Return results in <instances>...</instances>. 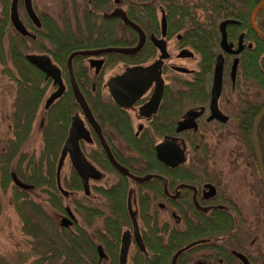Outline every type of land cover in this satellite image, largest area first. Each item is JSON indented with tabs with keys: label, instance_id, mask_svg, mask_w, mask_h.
<instances>
[{
	"label": "flooded vegetation",
	"instance_id": "flooded-vegetation-1",
	"mask_svg": "<svg viewBox=\"0 0 264 264\" xmlns=\"http://www.w3.org/2000/svg\"><path fill=\"white\" fill-rule=\"evenodd\" d=\"M79 1L70 0L71 15L60 25L48 13H41L36 0H31L41 23L38 27L27 13L25 0H17V14L30 33L23 35L11 20L13 0H0V61L4 63L0 64V108L7 104L6 111L0 109L6 130L0 141V155L5 157L0 172L10 174L8 187H17L13 175L28 183L27 175L34 173L32 159L40 172L48 171L45 156V166L40 167L48 140L59 148L52 187L70 202L63 204L64 213L51 215L69 235L70 264H121L124 237L128 244L126 264H264L261 154L259 157L257 151L247 149L251 118L264 104V6L255 15L256 28L251 20L262 0H253L256 5L251 11L249 0H229V16L219 20L212 35L206 72L202 71L201 54L184 39L177 17L197 11L195 0ZM117 10L127 16L131 11L149 13V34L140 26L146 40L136 54L99 52L107 48H133L139 43L138 33L120 17L112 16ZM42 16L58 29L64 26L66 41L79 43L84 46L79 50L89 52L74 57L72 67L97 125L76 102L67 63L64 71L56 62V42L42 51ZM225 20L234 21L226 27L229 51L221 46L220 25ZM156 41H164L166 57H162ZM26 44L33 45V50L26 52ZM29 55L46 57L49 64L60 69L63 91L49 105L47 102L59 84L30 62ZM77 57L80 68L76 71ZM23 60L32 68L26 69ZM219 62L222 85L217 106L225 121L212 118L211 111ZM260 112L254 118L253 128ZM77 118L83 134L79 147L92 166L84 176L75 168L69 151L60 164ZM26 126H30V131ZM35 127L42 136L38 158L24 151ZM230 137L245 144L246 151H215L214 144L227 142ZM160 145L167 146L165 155L175 156L182 149L184 162L173 166L160 161ZM218 154L225 155L226 161L232 160L234 165H246L218 166ZM254 154L258 163L250 167L256 163L252 160ZM111 157L130 175H149V180L138 182L123 174ZM59 166L61 187L67 195L60 191ZM249 179L252 187L249 185L248 189ZM28 184L32 187L27 191H33L35 185ZM257 184L262 187V196L255 188ZM47 188L45 184L38 189ZM111 189L117 193L109 195L107 191ZM79 193H83L85 202L78 199ZM250 195L257 213L248 214L243 208L249 204ZM79 203L82 214L77 213ZM68 209L73 213L71 223L64 221L69 217ZM193 242L198 243L174 259Z\"/></svg>",
	"mask_w": 264,
	"mask_h": 264
},
{
	"label": "trees",
	"instance_id": "trees-1",
	"mask_svg": "<svg viewBox=\"0 0 264 264\" xmlns=\"http://www.w3.org/2000/svg\"><path fill=\"white\" fill-rule=\"evenodd\" d=\"M104 2V0H101ZM107 1V0H105ZM229 0H195L194 7L200 11H192V12H184L177 15L179 21L181 23V28L184 30V39L188 44L194 47L202 57L203 68L202 71L206 72L209 69L210 65V47L211 40L214 29L216 28L217 23L222 18L229 16L228 11ZM256 3L253 0H249V9L250 11L254 8ZM99 6V5H97ZM146 7V6H144ZM188 10V9H187ZM129 18L136 23L137 25L143 27L149 34V13H142L139 11H131L128 14ZM43 17V27L40 31V39H41V48L42 51H46L50 47V43L56 42V62L61 67L62 70L67 71L66 63L67 58L73 51L84 48L83 45L79 43L71 44L66 41V29L63 26L58 29L51 23L48 18ZM252 38V36H251ZM48 42V45L46 42ZM37 42V41H36ZM34 44V42H33ZM26 52L28 50H33L26 44ZM54 47V48H55ZM258 48L256 50V54H258ZM2 56V54H0ZM14 57H18L16 53H14ZM79 58L74 59V68L79 70V65L77 64V60ZM22 63L26 64V69H30V65L26 60H23ZM0 64L3 65V61H0ZM43 76V75H42ZM43 95V94H42ZM74 110L77 108L74 100ZM262 104L260 108L256 111L255 115L252 116L250 125L248 127L249 130V139L247 142V149L250 152H256V147L254 140L252 138V129L255 116L260 112L263 108ZM27 127V126H26ZM30 126L26 128V130L30 131ZM257 139L259 144V151L261 154V161L264 166V114L261 117L259 126L257 128ZM27 156V155H26ZM44 156L48 164L46 165L48 171L46 173H42L39 171V165L37 167L34 159L31 160L30 165L34 170V173L31 175H27L26 180L28 183L34 184L35 189L42 187L43 185H47V189L45 192L48 195V203L51 210L59 213H64V198L63 195L59 193L54 187L55 184V163L59 156V148L56 143H52L50 141H46L42 151V160L40 167L44 165ZM255 157V159L253 158ZM3 155H0V164L4 161ZM252 160L256 161V165L258 163V159L256 155H252ZM260 160V159H259ZM1 167V166H0ZM52 169V170H51ZM10 183V174L1 171L0 172V191L2 194H5L8 191V186ZM14 198L13 204L18 216L22 222V231L30 237V256L34 257V260L29 264H57L61 260L63 264L71 259L70 254V240L69 235L66 233V229L62 231L52 219V212L49 209L43 208V206L37 204L33 201L29 195L27 190L20 189L18 187H14ZM110 195L111 193H117L114 189L107 191ZM118 195V194H117ZM1 199H0V214H1ZM79 211L82 209L81 203L77 205ZM54 214V213H53ZM77 251V250H76ZM76 255H79L77 252ZM28 257H19V259H1L0 264H24Z\"/></svg>",
	"mask_w": 264,
	"mask_h": 264
},
{
	"label": "water",
	"instance_id": "water-1",
	"mask_svg": "<svg viewBox=\"0 0 264 264\" xmlns=\"http://www.w3.org/2000/svg\"><path fill=\"white\" fill-rule=\"evenodd\" d=\"M25 5H26L27 13L30 16V18L32 19V21L35 23L36 26L40 27L41 23L39 21V18L37 17V15L35 14V12L33 10L31 0H25ZM262 6H264V0H262L261 3L259 4V6L254 10L253 15L251 17V20H252V23L254 24V26H255V23H254L255 15H256L257 11ZM112 16L120 17L125 25L129 26L134 31H136L139 35V43L136 47H133V48H107V49L100 50L99 52L100 53L117 52V53H122L125 55L136 54L142 48V46L145 43L146 35H145L144 31L141 29V27L139 25H137L136 23L131 21L128 18L127 14L121 10H117L114 14H112ZM11 20H12V23L14 24L15 28L21 34H23V35H29L30 34L28 32V30L25 28V26L23 25V23L20 21L19 16L17 14V0H13V2H12ZM233 22L234 21H232V20H225L220 25V30L222 33L221 46L223 47V49L225 51H229V45L227 43L226 27L228 24L233 23ZM163 27L165 28V22L163 23ZM255 28H256V26H255ZM156 45L162 50V53H163L162 57H166L167 54L165 51L166 48H165L164 41H156ZM88 53H89L88 51H83V50L73 52L68 58L67 65H68V70H69V73L71 75V79L73 82V91H74L76 102L80 105L81 109L87 115H89L93 124H96L93 117L91 116L88 105H87V103H86V101H85L76 81H75V78L73 75V67H72V60L74 57L87 55ZM27 58L30 62H32L33 64L38 66L42 71L46 72L48 75H50L52 78H54L55 82L59 84V89L57 90V92L55 94H53L49 98V100L47 102V104L49 105L57 97H59L63 91V84L61 83V78H60V69L57 66H53V65L49 64V60L46 57H36L34 55H29ZM221 82H222V62H219L217 67H216L215 79H214V84H213V88H212L211 111H212V118L217 117V118L225 121L226 117H224L223 115H221V113H219L218 106H217V101H218V98H219V95L221 92V85H222ZM263 114H264V108L262 109V111L258 115L256 122H255V125H254V128H253V140H254L255 145L257 146L256 148H257L258 154H259V145H258V140H257V128H258V124L260 123V120H261V117ZM182 125L183 124L180 125V129H182L181 128ZM82 136H83L82 127H81L79 119L77 118L74 120V123L71 126L70 135H69V138H68V140L64 146L60 164L62 165V163H63V158L65 155V152L69 151L71 153L72 161H73L75 168L77 169V171L82 176H84L85 171L88 169L91 170L92 166L86 160V158L84 157V155H83V153L79 147V138H81ZM166 147H167L166 145H160L157 147V158L160 161H163L165 163H169L170 165H173V166L184 162L182 149H179L175 156H171L169 154L165 155L164 148H166ZM168 156H170V157H168ZM174 157H176V158H174ZM259 157H260V154H259ZM111 160L113 161V164L119 169V171H121L123 174L131 176L133 179L137 180L138 182H145V181L149 180V175L144 176V177H136V176L130 175L128 170L126 168H124L123 166L119 165L112 157H111ZM259 167L261 170V178H262L263 186H264V166H263V163L261 160L259 162ZM60 171L61 170H60V166H59L58 173H57V179H58V183L60 186V191L62 193H64L65 195H67L68 192L64 191L61 187ZM13 180H14V183L22 189L27 190V189H30L32 187L31 185L17 179V177L15 175H13ZM88 190H89L88 184H87V181H85L86 193H88ZM68 212H69V217L65 218L64 221L71 223L72 218H73V213L71 212L70 209H68ZM196 243H198V242H193V243L187 245L185 248L181 249L177 253V255L175 256L174 259H176V257L180 253H182L183 251H185L186 249H188L189 247L193 246ZM141 247H142V245H141ZM127 251H128V244L126 242V238L124 237L123 247L121 250V264H126ZM241 258L243 260H246L245 257L242 255H241Z\"/></svg>",
	"mask_w": 264,
	"mask_h": 264
},
{
	"label": "rangeland",
	"instance_id": "rangeland-1",
	"mask_svg": "<svg viewBox=\"0 0 264 264\" xmlns=\"http://www.w3.org/2000/svg\"><path fill=\"white\" fill-rule=\"evenodd\" d=\"M80 2L79 0H77ZM36 3L39 4L41 13H48L50 16H52L54 19L59 22L60 25L64 24L65 19H67L68 16L71 15V4L70 0H36ZM1 7V5H0ZM1 10V9H0ZM1 13V11H0ZM63 27V26H62ZM1 69V66H0ZM6 103H3L0 109L6 111ZM0 111V115H1ZM1 118V116H0ZM5 127L2 125V120L0 119V141L5 137ZM41 133L38 127H35L33 132L31 133L30 137L28 138L27 142L24 146V151L28 154L35 155V158H38V154L42 148V138ZM211 144H214V142H210ZM216 145L215 151L226 153L227 151H230L231 149H236V151H246V145L242 142H237V139L235 137H230L227 142H220L214 144ZM257 147V146H256ZM1 149V145H0ZM218 166H224V167H230V166H241L244 167L246 163H239L237 165L232 164L231 161H226L225 155L218 154ZM256 166V164H250L251 166ZM69 168V164H66V169ZM252 187V183L248 184ZM16 187L13 184L11 187L8 188V191L5 194H2L0 191V199H1V214H0V258L3 259H19V257H28L26 262L24 264H29L34 260L33 256H30V237L27 236L22 231V222L20 217L18 216L14 204H13V198H14V190L13 188ZM259 191V196L261 193L262 196V187L261 185L257 184V187H255ZM247 191V190H246ZM29 197L35 201L37 204L43 206V208L50 209L48 204V195L45 191L34 189L33 191L28 192ZM247 198V197H246ZM252 196L250 195V201L249 204L244 205L243 208L245 211L248 212V214H252V212L255 211L257 213V207L255 204L252 203L251 200ZM78 199L81 202H85V198L83 193L78 194ZM254 202V201H253ZM70 203L67 200H64L63 204L67 205ZM72 206V205H71ZM78 211V210H76ZM52 214L54 213L56 216L59 214V212H55L51 210ZM77 213L82 214V212L78 211ZM53 214V215H54ZM81 220V216L79 217ZM57 264H63L62 260ZM64 264H70V262H65ZM73 264V263H72Z\"/></svg>",
	"mask_w": 264,
	"mask_h": 264
}]
</instances>
